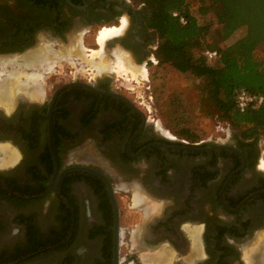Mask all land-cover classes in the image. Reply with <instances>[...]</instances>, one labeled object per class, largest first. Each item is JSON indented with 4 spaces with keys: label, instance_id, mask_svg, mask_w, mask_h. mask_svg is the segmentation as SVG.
<instances>
[{
    "label": "flooded vegetation",
    "instance_id": "flooded-vegetation-1",
    "mask_svg": "<svg viewBox=\"0 0 264 264\" xmlns=\"http://www.w3.org/2000/svg\"><path fill=\"white\" fill-rule=\"evenodd\" d=\"M123 17L119 48L134 65L157 64L149 10L134 0H0V55L29 50L39 34L60 39L75 24L84 32L102 23L120 27ZM105 72L86 82L118 92ZM53 90L41 102L40 93L27 102L18 91L12 107L0 106V145L17 153L0 165V264H112L113 209L105 182L76 169L59 184L53 180L55 189L48 186L55 168L57 178L72 166L100 171L111 186L118 264H156L158 250L171 256L165 264H253L245 251L254 238L264 243V149L258 137L228 128L218 140L174 141L135 104L133 109L115 96L72 85L51 106L54 164L46 115ZM187 145L209 149L180 148ZM217 145L223 147L212 149ZM136 191L153 211L134 203ZM130 200L136 217L121 227L120 207ZM121 244L128 245L126 253Z\"/></svg>",
    "mask_w": 264,
    "mask_h": 264
},
{
    "label": "trees",
    "instance_id": "trees-1",
    "mask_svg": "<svg viewBox=\"0 0 264 264\" xmlns=\"http://www.w3.org/2000/svg\"><path fill=\"white\" fill-rule=\"evenodd\" d=\"M140 1L148 8L147 24L157 35L153 49L157 64L205 80L209 99L241 137L264 133V55L257 51L264 43V27L248 29L232 43L222 44L245 23L264 19V0H194L201 22L188 0H134ZM206 50H215L216 56L207 59ZM240 88L262 95V101L240 112L235 106Z\"/></svg>",
    "mask_w": 264,
    "mask_h": 264
},
{
    "label": "rangeland",
    "instance_id": "rangeland-1",
    "mask_svg": "<svg viewBox=\"0 0 264 264\" xmlns=\"http://www.w3.org/2000/svg\"><path fill=\"white\" fill-rule=\"evenodd\" d=\"M188 2H190V11L201 22L203 17L198 13L194 0H188ZM107 25L110 26L109 24L102 23L91 28L89 32H84L86 30L85 27L75 24L60 39L52 36L45 37L39 34L29 50L35 49L40 43H45L44 45L52 44L57 49L60 46L59 43L67 44L73 34L79 35L82 45L86 48L96 49L98 44L95 42V36L100 28ZM259 25L264 27V19L262 21L255 20L245 23L237 28L222 44L227 45L232 43L237 38L243 36L248 29L257 31ZM108 42L107 40L108 50H105H107L106 54L111 58L113 49L119 48V46L117 43L111 45ZM257 51L260 55H264V43L257 47ZM23 53L4 57L0 56V86H4L1 84H5L1 78L10 79L14 75L20 80H36L37 90L41 94L40 102L58 85L70 80L86 82L88 76L96 73V70H92L87 65L85 66V63L81 64L77 62L76 64H71L64 59L59 60L56 65L52 64L50 67L44 63H41L43 64L41 65L40 60H36L32 64L24 60L21 62L20 59L14 62L10 61L13 57H17ZM86 53H89V51H86ZM5 61H9L10 64H7ZM145 68V75L141 76L138 74L136 76L137 79H132L129 74H118L113 70H105L108 71L105 74L111 76L112 82L116 85L114 89L125 95L133 104L138 106L147 117L148 122L152 123L158 131L174 138L173 140L178 142L183 139L194 142H206L209 140H218L216 137H224L228 128L232 129L228 121L220 114L214 103L209 99L205 80L197 78L190 73H180L169 64L160 65L150 62ZM36 98H32V100ZM183 129H187L188 133L182 131ZM184 133L191 134L192 137H185L183 136ZM258 139L260 149L263 150L264 133L259 134ZM91 153L88 152L86 155H91ZM94 158L92 157L90 159ZM263 159H260V161ZM133 178L135 179L137 177L135 176ZM112 182L115 186L118 183L115 178L112 179ZM132 206L131 200L128 203L121 204V227H130L131 225L129 224H133L136 213L134 214ZM40 207L41 205L38 207L39 210ZM256 240L254 238L253 241L256 242ZM161 248L164 247L162 246ZM127 251L128 245L121 244L120 253L123 254Z\"/></svg>",
    "mask_w": 264,
    "mask_h": 264
},
{
    "label": "bare ground",
    "instance_id": "bare-ground-1",
    "mask_svg": "<svg viewBox=\"0 0 264 264\" xmlns=\"http://www.w3.org/2000/svg\"><path fill=\"white\" fill-rule=\"evenodd\" d=\"M121 20L122 23L120 27L110 25L104 26L98 30L95 36V42L98 44L96 49L86 48L84 45H82L79 35L73 34L69 38V42L67 44L59 43L60 46L57 47V49L54 48L52 44L44 45L45 43H40V45L38 44L35 49L27 50L22 55L13 57L10 59V61L14 62L20 59L21 62L24 60L32 64L36 60H40V64L44 63L50 67L52 64L64 59L71 64H76L77 62L81 64L85 63V66L87 65L92 70H96V73H100L101 71L105 70H113L118 74H129L132 79H137L136 76L138 74L141 76L145 75L146 68L143 66V64L134 65L131 63L129 55L124 53V51H122L120 48L113 49L111 58L108 54H106L107 50H105V45L107 44V40L119 34L122 30V27L125 23V18L123 17ZM86 51H89V53H86ZM5 62L7 64L9 63V61ZM1 79L2 82L5 83L1 85L6 86H0V106L4 108H10L13 106L16 98L18 97L15 95V93H18V91L20 96L27 97L29 100L38 97L39 91L37 90L38 87L35 82L36 80H20L16 75L12 76L10 79ZM16 156L17 153L13 148H10L6 145H0V165L5 166L13 162ZM259 166L264 169L263 160L260 161ZM133 188L136 189V187ZM133 198L135 201L134 203L143 206V210L146 213L153 211L152 205L145 201L143 196H141L137 191L134 193ZM260 240L253 243V245L248 247L247 251H245V256L252 258L253 264H264V249L262 250V248H264V243ZM159 251L160 250L154 252L153 259L158 260L156 264H165L169 258H171V256L165 253H158Z\"/></svg>",
    "mask_w": 264,
    "mask_h": 264
},
{
    "label": "water",
    "instance_id": "water-1",
    "mask_svg": "<svg viewBox=\"0 0 264 264\" xmlns=\"http://www.w3.org/2000/svg\"><path fill=\"white\" fill-rule=\"evenodd\" d=\"M108 41H109V43L111 45H113L114 43H117V41H118L117 35L114 36V37H112V38H110ZM0 56L3 57V56H9V55H0ZM72 85L82 86L84 88H87V89H90L92 91H95V92H97L99 94L115 96L117 98H120L124 102H126L131 108L136 109V107L134 106V104L126 96H124L123 94H121L119 92H116V91H103V90L97 89L92 84H90L89 82H84V81H80V80H70L68 82H64V83L58 85L53 90V92L51 94V97H50V100H49L48 110L46 112V115L48 117L47 143H48L50 155L52 157V160H53L54 164H55V154H54V151H53L52 146H51V120H50L51 106H52V103H53L56 95L62 89L67 88V87L72 86ZM23 100H25L27 102L32 101V100H29V99H23ZM219 147H223V146L217 145V146L212 147V149H216V148H219ZM180 148H184V149H195V150H208L209 149V148H204V147H200V146H197V145L181 146ZM76 169L92 172V173L96 174L98 177H100L105 182V184H106V187H107V190H108V194H109V197H110V201H111V204H112V209H113V227H112V229H113V239H112L113 259H112V264H118V257H117V254H118V208H117V205H116L115 197L113 195L111 186H110L107 178L104 176V174L101 173L100 171H98L96 169H93V168H90V167H86V166H72V167L66 168L56 178L55 176H56V171L57 170L55 168V171H54L53 176L48 181V186L51 189H55V187H53L51 185L52 182H53V180H55L56 183L59 184L61 182V179H62L63 175L66 172H68L70 170H76ZM54 177H55V179H54Z\"/></svg>",
    "mask_w": 264,
    "mask_h": 264
},
{
    "label": "built area",
    "instance_id": "built-area-1",
    "mask_svg": "<svg viewBox=\"0 0 264 264\" xmlns=\"http://www.w3.org/2000/svg\"><path fill=\"white\" fill-rule=\"evenodd\" d=\"M180 22L184 23L182 17H180ZM204 54L207 59H213L216 56V51L206 50ZM262 99V95L249 92L244 88H240L235 93V106L240 112H243L248 106H254L259 104Z\"/></svg>",
    "mask_w": 264,
    "mask_h": 264
}]
</instances>
